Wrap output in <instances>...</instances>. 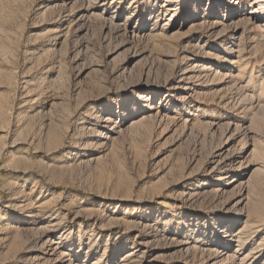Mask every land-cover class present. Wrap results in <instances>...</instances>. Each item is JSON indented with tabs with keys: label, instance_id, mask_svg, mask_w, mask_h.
I'll return each instance as SVG.
<instances>
[{
	"label": "rangeland",
	"instance_id": "374dc122",
	"mask_svg": "<svg viewBox=\"0 0 264 264\" xmlns=\"http://www.w3.org/2000/svg\"><path fill=\"white\" fill-rule=\"evenodd\" d=\"M0 264H264V0H0Z\"/></svg>",
	"mask_w": 264,
	"mask_h": 264
},
{
	"label": "bare ground",
	"instance_id": "6f19581e",
	"mask_svg": "<svg viewBox=\"0 0 264 264\" xmlns=\"http://www.w3.org/2000/svg\"><path fill=\"white\" fill-rule=\"evenodd\" d=\"M155 4V3H154ZM167 12V11H166ZM151 14H153L154 15V17H158L159 15H158V12H151ZM144 23H145V19H139L138 20V28H142V29H144ZM186 122V121H185Z\"/></svg>",
	"mask_w": 264,
	"mask_h": 264
}]
</instances>
